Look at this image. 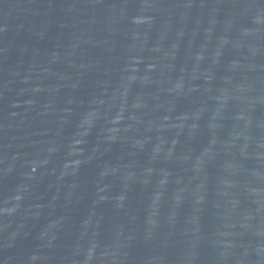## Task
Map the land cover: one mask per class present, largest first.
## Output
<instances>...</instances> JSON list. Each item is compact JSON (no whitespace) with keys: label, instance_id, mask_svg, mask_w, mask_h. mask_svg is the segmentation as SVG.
<instances>
[{"label":"water","instance_id":"1","mask_svg":"<svg viewBox=\"0 0 264 264\" xmlns=\"http://www.w3.org/2000/svg\"><path fill=\"white\" fill-rule=\"evenodd\" d=\"M0 264H264V0H0Z\"/></svg>","mask_w":264,"mask_h":264}]
</instances>
